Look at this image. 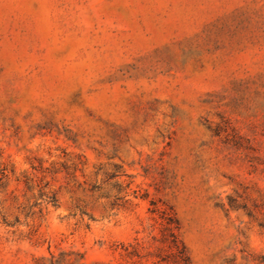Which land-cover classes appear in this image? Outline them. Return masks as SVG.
<instances>
[{
	"label": "rangeland",
	"instance_id": "obj_1",
	"mask_svg": "<svg viewBox=\"0 0 264 264\" xmlns=\"http://www.w3.org/2000/svg\"><path fill=\"white\" fill-rule=\"evenodd\" d=\"M169 229L264 264V0H0V264H179Z\"/></svg>",
	"mask_w": 264,
	"mask_h": 264
},
{
	"label": "trees",
	"instance_id": "obj_2",
	"mask_svg": "<svg viewBox=\"0 0 264 264\" xmlns=\"http://www.w3.org/2000/svg\"><path fill=\"white\" fill-rule=\"evenodd\" d=\"M168 224L170 225L171 222L169 221ZM169 232L171 233L165 234V239L169 241L170 247L176 249L179 264H190V257L188 255L186 245L171 229H169Z\"/></svg>",
	"mask_w": 264,
	"mask_h": 264
}]
</instances>
